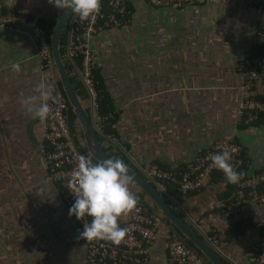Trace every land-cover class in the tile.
I'll return each mask as SVG.
<instances>
[{"label": "crops", "instance_id": "0c3cea01", "mask_svg": "<svg viewBox=\"0 0 264 264\" xmlns=\"http://www.w3.org/2000/svg\"><path fill=\"white\" fill-rule=\"evenodd\" d=\"M250 1L172 7L129 0L127 24L101 28L91 36L101 103L104 112L113 115L107 123L127 151V156L114 151L118 158L135 169L136 163L153 162L182 168L209 144L226 138L242 145L249 173L264 166V122L235 119L236 105L246 95L239 65L247 69L250 53L262 51L253 44L260 18L244 9ZM0 2L45 29L61 12L49 0ZM41 81L40 61L29 36L0 27V264H85L80 232L61 203L57 184L45 179L41 166V120L21 103L39 95ZM252 93L264 98V75ZM33 118L36 144L25 133L26 122ZM76 138L85 146L78 130ZM172 188L168 190L182 209L161 193L167 203L196 231L193 222L216 234L225 262L251 264L249 246L264 236V202L244 204L235 216L226 215L235 187L218 171L198 192L183 194ZM130 189L140 190L133 182ZM141 198L160 213L157 237L143 264H170L164 241L172 228L145 194ZM127 217H121V227ZM252 220L259 225L252 226Z\"/></svg>", "mask_w": 264, "mask_h": 264}, {"label": "built area", "instance_id": "2783aa9c", "mask_svg": "<svg viewBox=\"0 0 264 264\" xmlns=\"http://www.w3.org/2000/svg\"><path fill=\"white\" fill-rule=\"evenodd\" d=\"M129 0H102V8L98 15L88 20H80L75 12L69 15L62 36L64 39L62 59L68 64L70 75H75L81 94V101L86 103L89 121L95 132L102 135L114 151L127 156L124 145L114 132H105V124L113 117L111 112H101L99 100L101 87L95 75V63L90 46L91 36L101 28L118 27L129 22L131 9ZM153 6L178 7L190 3L226 4L227 0H143ZM244 9L259 16L260 24L255 32L253 44L261 48L260 52L250 53L246 60L247 69L239 65L243 78L242 88L246 95L242 97L235 110L236 122L253 121L264 122V98L252 93L253 86L264 75V4L259 0H251ZM0 27L27 34L33 43L36 56L40 61V75L45 83L54 84V96L59 102L49 101L51 111L45 121H41V142L39 155L41 166L45 172V179L57 184V191L62 205L69 209L75 203V197L69 188V181L77 170L79 157L85 155L76 142V138L68 125V104L59 84L58 75L51 55L46 29L34 18L22 13L6 10L0 2ZM61 36V37H62ZM229 151L233 168L242 173L238 183L233 184L235 189L232 199L226 204L224 213L235 216L244 204L264 202V166L249 173L245 168L243 147L240 143L226 138L217 139L199 152L182 168L164 167L158 163L137 165L139 172L145 176L161 193L181 208L177 198L169 192L173 187L180 193L198 192L205 179L213 172L218 171L211 160V156ZM224 174V173H223ZM225 176V174H224ZM226 177V176H225ZM139 198L137 207L128 214L123 223L128 229L125 239L119 244L108 240L96 239L85 244V264H143L149 255V244L156 239V225L160 213L148 208L138 191L130 189ZM182 209V208H181ZM79 232L84 229V223H90L91 217L78 220L72 216ZM194 227L202 237L219 253L218 239L215 233L206 231L195 224ZM252 226H258L251 221ZM256 228V227H255ZM164 249L170 264H207L206 260L195 249L186 244L177 234H168L164 241ZM248 260L251 264H264V236L250 244Z\"/></svg>", "mask_w": 264, "mask_h": 264}, {"label": "clouds", "instance_id": "9594fccd", "mask_svg": "<svg viewBox=\"0 0 264 264\" xmlns=\"http://www.w3.org/2000/svg\"><path fill=\"white\" fill-rule=\"evenodd\" d=\"M49 3L64 13L72 9L80 20L98 15L102 8V0H49ZM12 67L15 71L20 70L18 64ZM54 89V84L41 81L37 85L39 95L27 96L21 103L34 118L45 121L51 111L48 102H59V97L53 95ZM231 159L227 150L211 156L213 165L225 174L227 181L236 184L242 173L233 168ZM132 181L130 169L120 158L94 162L91 155L79 157L77 170L69 181V188L75 197L69 215L82 221L86 216L92 218L90 223H84L80 238L87 241L108 240L116 245L125 239L128 229L120 226V219L131 213L139 200L130 190ZM42 191L37 193L40 195Z\"/></svg>", "mask_w": 264, "mask_h": 264}, {"label": "water", "instance_id": "95a60500", "mask_svg": "<svg viewBox=\"0 0 264 264\" xmlns=\"http://www.w3.org/2000/svg\"><path fill=\"white\" fill-rule=\"evenodd\" d=\"M71 12L72 9L67 10L65 13L63 11L59 13L49 34V46L58 79L62 86V90L67 99V102L69 103L72 112L75 114V118L81 131V136L84 141L87 153L91 155L94 160L100 162L106 159H110L111 157L105 152L97 133L90 124L88 112L76 91V88L71 80L70 74L64 64L60 53V38L62 36L65 23ZM33 123L34 118L29 119L25 125V133L28 139L32 142L35 141L32 132ZM127 166L130 169L131 174L133 175L132 182L135 183L137 187L151 200L154 206H156L159 211L162 212L163 216H165L181 232V234L202 253V255L209 263L228 264L220 256V254L205 240L204 237H202L176 211L171 208V206L162 196L161 192L145 176H143L135 168L129 165ZM44 229L46 231L45 226ZM49 239L51 240V238ZM57 252L59 254V251Z\"/></svg>", "mask_w": 264, "mask_h": 264}, {"label": "trees", "instance_id": "16d2710c", "mask_svg": "<svg viewBox=\"0 0 264 264\" xmlns=\"http://www.w3.org/2000/svg\"><path fill=\"white\" fill-rule=\"evenodd\" d=\"M53 24H54V21L47 27V29H46V33H47V38H48V43H49V34H50V32H51V29H52V26H53ZM59 44H60V53H61V55L63 54V44H64V39H63V36L60 38V42H59ZM64 64H65V66H66V68H69V66H68V64L67 63H65V61H64ZM70 77H71V80H72V82H73V84H74V86H75V88H76V91H77V93L80 95L81 94V90H80V86H79V84L77 83V80H76V83H74V81H73V78H72V76L70 75ZM99 80V79H98ZM58 84H59V86H60V88H61V90H62V86H61V84H60V81L58 80ZM99 86H100V82H99ZM62 92H63V90H62ZM63 94H64V92H63ZM65 96V95H64ZM66 102H67V100H66ZM67 104H68V125H69V128H70V130H71V132H72V134H73V137L74 138H76V132H77V130H78V132H79V134L81 135V131H80V129H79V127L77 126V121H76V118H75V114L72 112V109H71V107H70V105H69V103L67 102ZM99 108H100V111L101 112H104V111H106L105 109H104V107H103V103H101V99L99 100ZM255 122H257V121H255ZM104 130H105V132H113L112 130V128H111V126H110V123H106L105 124V127H104ZM102 139H101V137H100V141H101ZM80 149L84 152V154H85V156H87V155H89L88 153H87V150H86V148H85V146H83V147H81L80 146ZM105 150V149H104ZM109 150V149H108ZM105 152L107 153V155H109L111 158H116V157H114L115 156V154H114V151L113 152H110V154L105 150ZM116 154H118V153H116ZM119 155V154H118ZM121 155H123V156H125V154H123V153H121ZM117 156V155H116ZM93 159V158H92ZM126 164H129V162L126 160V159H124V158H121ZM93 161L94 162H97L96 160H94L93 159ZM134 167V166H133ZM135 168V167H134ZM172 189H174V188H172ZM138 194H139V196L141 197V195L142 194H144L141 190H138ZM165 198V197H164ZM165 200L169 203V201L165 198ZM154 206V205H153ZM170 206H171V208L174 210V211H176L178 214H179V212L173 207V205L170 203ZM154 208L155 209H157V207L156 206H154ZM165 219H166V221L170 224V226H171V233H175V234H177L180 238H182L185 242H186V244H188L189 246H191L193 249H195L196 250V252L199 254V255H201L204 259H205V257L202 255V253L188 240V239H186L182 234H181V232L171 223V222H169L168 221V219L166 218V217H164ZM191 226V225H190ZM198 232V231H197ZM236 232H238V230L237 229H235V230H233V235H232V237L234 236V234H236ZM199 233V232H198ZM228 233V232H227ZM200 234V233H199ZM231 238V235L229 234V236H228V240ZM206 260V259H205ZM206 263L207 264H211V263H209L207 260H206Z\"/></svg>", "mask_w": 264, "mask_h": 264}, {"label": "rangeland", "instance_id": "374dc122", "mask_svg": "<svg viewBox=\"0 0 264 264\" xmlns=\"http://www.w3.org/2000/svg\"><path fill=\"white\" fill-rule=\"evenodd\" d=\"M65 61V60H64ZM72 76V78H73V81H74V83H76V79L74 78V76L73 75H71ZM84 104L86 105V103L84 102ZM77 139V138H76ZM104 140V141H103ZM101 142V145L104 147V149L110 154V152H109V148H107V146H106V142H105V139L104 138H102V140L100 141ZM110 151H114V150H110ZM114 157H117L116 156V154H115V156ZM118 158V157H117Z\"/></svg>", "mask_w": 264, "mask_h": 264}, {"label": "flooded vegetation", "instance_id": "af4514ba", "mask_svg": "<svg viewBox=\"0 0 264 264\" xmlns=\"http://www.w3.org/2000/svg\"><path fill=\"white\" fill-rule=\"evenodd\" d=\"M34 138H35V141L33 143L36 144L37 143V137L34 136Z\"/></svg>", "mask_w": 264, "mask_h": 264}]
</instances>
